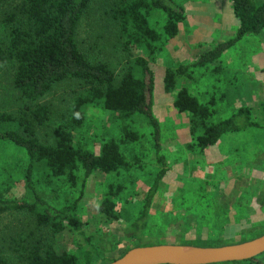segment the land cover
I'll return each instance as SVG.
<instances>
[{"label": "rangeland", "instance_id": "374dc122", "mask_svg": "<svg viewBox=\"0 0 264 264\" xmlns=\"http://www.w3.org/2000/svg\"><path fill=\"white\" fill-rule=\"evenodd\" d=\"M117 1L92 0L77 24L75 35L84 56L89 61L106 62L114 71L116 81L131 59L121 49L123 40L119 39L118 24L113 18ZM174 2L185 14L178 24L177 35L167 37L163 33L165 14L152 10L147 14V21L161 35L155 44L156 51L148 55L142 49L134 50L148 60L155 75L153 113L160 125L167 168L153 197L145 228L130 230L139 217L144 195L161 168L154 156L151 128L142 115H134L126 124L138 139L122 141V122L98 100L85 106L84 122L72 131L73 141L75 145L98 152L106 139L113 138L128 164L111 173L96 171L84 182L82 172L77 171L75 185L64 177H48V171L37 165L34 180L38 193L54 209L73 205L84 235L77 236L69 228L58 233L49 226L37 227L27 213H3L0 215V252L8 264H24L16 251L19 242H39L57 251L73 252L78 256V264H85L82 251L89 250V264H106L137 246H222L264 234V29L259 34L245 35L216 63L191 69V79L186 85L200 102L214 101L208 104L214 109L211 120L226 118L237 109L247 107L251 118L262 125L222 135L215 146L200 150L190 132L189 114L179 112L173 106L174 95L163 90L164 70L190 64L215 44L232 38L238 20L230 0ZM21 3L22 0H0V43L6 39V16L17 12ZM12 72V67L0 69V113L17 115L24 105H47L50 118L36 128V136L42 143H52L56 130L70 129V105L83 91V84L67 79L53 86L48 94L29 102L13 87ZM10 128L9 124H0V131ZM27 162L23 148L0 139V194L17 197L22 193ZM255 166L260 170L254 169ZM254 183L259 191L250 196L245 192L255 190ZM110 188L115 214L108 218L99 211V205ZM181 191L210 194L220 208L221 219L213 225L196 223L174 204ZM257 260L264 264V253ZM216 264L254 263L245 260Z\"/></svg>", "mask_w": 264, "mask_h": 264}, {"label": "trees", "instance_id": "16d2710c", "mask_svg": "<svg viewBox=\"0 0 264 264\" xmlns=\"http://www.w3.org/2000/svg\"><path fill=\"white\" fill-rule=\"evenodd\" d=\"M91 1L22 0L17 12L6 16V39L0 43V69L13 68V87L27 101H36L57 83L67 79L77 80L84 86L70 105V129L56 130L52 143H42L36 136V128L50 118L51 111L47 105H24L17 115L0 113V124L11 127L0 131V139L23 148L28 159L22 193L17 197L0 194V215L11 211L27 213L34 218L37 227L49 226L58 233L69 228L77 236H83L84 232L81 221L74 214V206L54 209L38 193L34 169L40 164L48 171V177H64L75 185L77 171L82 172L84 182L96 171L111 173L125 168L127 159L115 139H106L98 152H94L84 145H75L72 131L84 122L85 106L98 100L122 122V141L138 139L135 132L127 129L126 121L134 115H142L151 128L154 156L161 167L144 195L139 217L130 226V230L135 231L145 228L153 197L167 168L166 157L162 153L160 125L153 113L155 75L148 60L134 50L142 49L148 55L156 51L155 44L161 35L147 21V14L152 10L165 14L163 33L169 38L177 35L178 24L185 17L184 9L174 0H118L113 18L118 24L119 39L123 40L121 49L131 59L116 81L110 66L101 60L89 61L76 41L77 24ZM230 1L238 20L235 35L215 44L190 64L166 68L162 78L163 90L174 95L173 106L179 112L189 114L190 132L200 150L217 144L224 134L262 127L251 118L247 107L237 109L226 118L211 120L214 109L210 105L214 101L210 100V105L200 102L186 85L193 67L216 63L245 35L259 34L264 29V0ZM112 195L110 188L99 205V211L108 218L115 214ZM174 204L200 225H213L221 219L220 208L210 194L181 191ZM16 245L24 264H78V256L73 252L57 251L48 245L41 246L39 242H19ZM89 254V250L82 251L85 264H89ZM249 261L263 264L257 257ZM0 264H8L1 252Z\"/></svg>", "mask_w": 264, "mask_h": 264}, {"label": "water", "instance_id": "95a60500", "mask_svg": "<svg viewBox=\"0 0 264 264\" xmlns=\"http://www.w3.org/2000/svg\"><path fill=\"white\" fill-rule=\"evenodd\" d=\"M264 253V234L240 243L198 247L185 244L137 246L108 264H216L250 260Z\"/></svg>", "mask_w": 264, "mask_h": 264}, {"label": "crops", "instance_id": "0c3cea01", "mask_svg": "<svg viewBox=\"0 0 264 264\" xmlns=\"http://www.w3.org/2000/svg\"><path fill=\"white\" fill-rule=\"evenodd\" d=\"M246 130V129H245ZM224 135H227V134H224ZM221 140V137H220V139H219V141ZM218 141V142H219ZM217 142V143H218ZM216 145V144H215ZM215 145H213V146H215ZM212 147V146H211ZM257 161H260V159L259 158H257ZM254 169H256V170H260L259 168H258V166H255V167H253ZM253 170V169H252ZM263 172V171H262ZM261 175V174H260ZM255 179H257V178H255ZM252 186H254L255 187V190H252V191H250V193H248V191L247 192H245V193H247V194H250V196H254V195H256L257 193H256V191L258 190L259 191V189L258 188H256V183H254V184H252ZM251 186V187H252ZM244 193V192H243Z\"/></svg>", "mask_w": 264, "mask_h": 264}]
</instances>
